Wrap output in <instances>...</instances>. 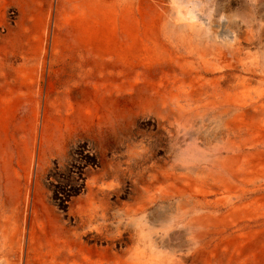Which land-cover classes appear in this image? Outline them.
<instances>
[{
	"label": "rangeland",
	"instance_id": "rangeland-1",
	"mask_svg": "<svg viewBox=\"0 0 264 264\" xmlns=\"http://www.w3.org/2000/svg\"><path fill=\"white\" fill-rule=\"evenodd\" d=\"M0 264H264V0H0Z\"/></svg>",
	"mask_w": 264,
	"mask_h": 264
},
{
	"label": "bare ground",
	"instance_id": "bare-ground-1",
	"mask_svg": "<svg viewBox=\"0 0 264 264\" xmlns=\"http://www.w3.org/2000/svg\"><path fill=\"white\" fill-rule=\"evenodd\" d=\"M190 16H191V15H190ZM191 18H193V17H191ZM191 18H190V19H191ZM183 19H184V18H183ZM181 22H182V21H181ZM196 51L198 52V54H199L201 57H204L203 53L200 51V48H198ZM203 215H204V214H203ZM204 216H205V215H204ZM197 217H199V216H197ZM197 217H196V218H197ZM208 217H209V216H207V218H208ZM202 220H203V219H202ZM196 221H197V219H196ZM199 223H200V222H199ZM199 223H198V224H199ZM204 225H205V223H204ZM192 227H193V226H192ZM195 227H196V226H195ZM197 229H198V228H197Z\"/></svg>",
	"mask_w": 264,
	"mask_h": 264
}]
</instances>
